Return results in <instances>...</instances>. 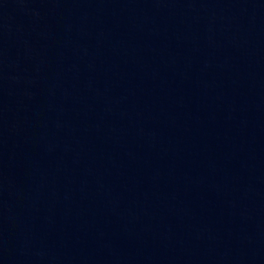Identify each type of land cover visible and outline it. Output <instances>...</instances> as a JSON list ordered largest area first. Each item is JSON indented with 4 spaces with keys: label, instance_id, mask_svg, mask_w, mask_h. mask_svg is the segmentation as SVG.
<instances>
[{
    "label": "water",
    "instance_id": "1",
    "mask_svg": "<svg viewBox=\"0 0 264 264\" xmlns=\"http://www.w3.org/2000/svg\"><path fill=\"white\" fill-rule=\"evenodd\" d=\"M0 264H264V0H0Z\"/></svg>",
    "mask_w": 264,
    "mask_h": 264
}]
</instances>
